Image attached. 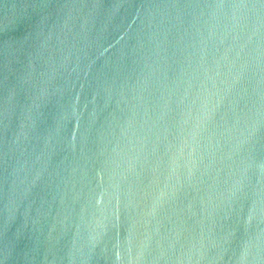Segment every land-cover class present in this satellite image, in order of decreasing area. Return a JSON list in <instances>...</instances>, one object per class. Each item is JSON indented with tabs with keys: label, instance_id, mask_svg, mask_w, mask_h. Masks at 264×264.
<instances>
[{
	"label": "water",
	"instance_id": "1",
	"mask_svg": "<svg viewBox=\"0 0 264 264\" xmlns=\"http://www.w3.org/2000/svg\"><path fill=\"white\" fill-rule=\"evenodd\" d=\"M0 264H264V0H0Z\"/></svg>",
	"mask_w": 264,
	"mask_h": 264
}]
</instances>
